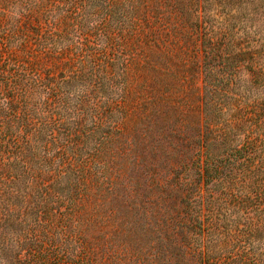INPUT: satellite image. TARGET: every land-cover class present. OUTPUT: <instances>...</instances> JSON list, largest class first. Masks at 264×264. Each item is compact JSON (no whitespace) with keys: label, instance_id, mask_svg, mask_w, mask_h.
Listing matches in <instances>:
<instances>
[{"label":"trees","instance_id":"1","mask_svg":"<svg viewBox=\"0 0 264 264\" xmlns=\"http://www.w3.org/2000/svg\"><path fill=\"white\" fill-rule=\"evenodd\" d=\"M0 264H264V0H0Z\"/></svg>","mask_w":264,"mask_h":264},{"label":"rangeland","instance_id":"2","mask_svg":"<svg viewBox=\"0 0 264 264\" xmlns=\"http://www.w3.org/2000/svg\"><path fill=\"white\" fill-rule=\"evenodd\" d=\"M153 159H154V158H153ZM153 162H154V161H153ZM153 162H152V158H146V159H145V164H146L147 166L153 167V166H154V165H153ZM135 175H136V178H137L138 181H142V180H141V179H142L141 176L138 175L137 172L135 173ZM140 188H141V189H140V192H142V190L145 191L144 193L147 192V190H145V189L142 187V185H141ZM152 218H156V217L153 216V215H150V217L148 218L149 227H148V230H147V232H146L147 235H146V237H145V241H150L152 238H154L155 236H157L156 234L150 232V221H151ZM153 240H154V239H153ZM167 243L169 244V241H167ZM164 252H166V251H164ZM172 259H173V260H178L179 258H178V257H173Z\"/></svg>","mask_w":264,"mask_h":264}]
</instances>
